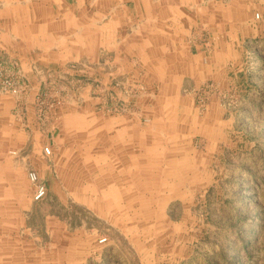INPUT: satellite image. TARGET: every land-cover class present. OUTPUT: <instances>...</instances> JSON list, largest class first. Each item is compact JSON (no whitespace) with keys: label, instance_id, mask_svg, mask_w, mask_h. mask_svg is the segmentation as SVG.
<instances>
[{"label":"rangeland","instance_id":"374dc122","mask_svg":"<svg viewBox=\"0 0 264 264\" xmlns=\"http://www.w3.org/2000/svg\"><path fill=\"white\" fill-rule=\"evenodd\" d=\"M257 3L254 34L238 43L224 86L209 80L189 89L193 114L208 117L204 130L219 135L207 158L206 181L199 182L203 162L194 146L196 163H187L186 187L176 192L160 182L164 173L145 169L141 179L130 180L123 172L103 171V157L92 153L74 157L60 150L58 173L52 165L43 175L20 166L12 191L0 188L1 264H264V2ZM85 70L70 62L60 75L46 74L40 83L45 88L35 94L39 131L52 138L42 148L48 163L53 144L85 152L87 97L97 98L96 110L105 115L150 123L136 104L147 96L142 83L111 76L114 90L102 102V92L84 88L101 85V77L90 78ZM30 81L17 60L0 55V85L11 87L0 93L18 96ZM210 101L216 104L210 107ZM69 112L76 118L67 122ZM31 171L45 187L38 200Z\"/></svg>","mask_w":264,"mask_h":264},{"label":"crops","instance_id":"0c3cea01","mask_svg":"<svg viewBox=\"0 0 264 264\" xmlns=\"http://www.w3.org/2000/svg\"><path fill=\"white\" fill-rule=\"evenodd\" d=\"M259 1L264 2L0 0V55L17 60L31 78L23 94L0 93V188L12 191L13 173L21 167H32L43 175L52 165L54 172H61L60 150L74 157L101 155L103 171L123 172L134 181L146 170L164 173L160 182L176 192L186 187L187 163H196L194 146L203 162L199 182L206 181L207 158L216 151L219 135L204 130L210 124L208 117L193 114L189 89L209 80L224 86L238 43L254 34L251 12ZM70 62L85 66L90 78L101 77V85L84 88L102 92V102L104 93L114 90L111 76L142 83L140 91L147 96L136 104L145 108L150 123L143 127L136 117L105 115L96 110L97 98L87 97L85 152L53 144L48 163L42 148L52 138L39 131L34 97L45 88L40 83L46 74L60 75ZM213 104L210 101L209 106ZM64 116L70 118L67 122L76 118L70 112ZM94 123L99 124L95 130ZM198 124L201 130L195 128ZM61 139L55 136L53 143ZM181 143L188 148L182 149ZM111 157H116V164Z\"/></svg>","mask_w":264,"mask_h":264},{"label":"built area","instance_id":"2783aa9c","mask_svg":"<svg viewBox=\"0 0 264 264\" xmlns=\"http://www.w3.org/2000/svg\"><path fill=\"white\" fill-rule=\"evenodd\" d=\"M9 88H11L10 85H0V91H7ZM45 151L47 153L49 152L47 148H45ZM28 177L32 182V184L34 185V199L36 200L41 199L45 194L44 185L38 180L37 175L34 171L29 172Z\"/></svg>","mask_w":264,"mask_h":264}]
</instances>
